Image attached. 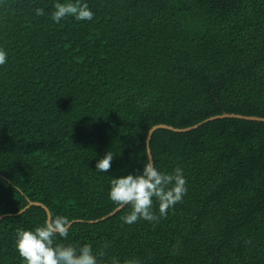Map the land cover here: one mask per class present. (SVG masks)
Here are the masks:
<instances>
[{"label":"trees","instance_id":"obj_1","mask_svg":"<svg viewBox=\"0 0 264 264\" xmlns=\"http://www.w3.org/2000/svg\"><path fill=\"white\" fill-rule=\"evenodd\" d=\"M54 2L0 0V264H23L16 229L47 219L16 215L29 202L69 217L66 242L103 264H264V122L208 120L264 119V0H86L93 20L60 23ZM147 149L187 190L125 224L130 207L108 216L109 181Z\"/></svg>","mask_w":264,"mask_h":264},{"label":"clouds","instance_id":"obj_2","mask_svg":"<svg viewBox=\"0 0 264 264\" xmlns=\"http://www.w3.org/2000/svg\"><path fill=\"white\" fill-rule=\"evenodd\" d=\"M51 19L60 23L66 17L76 21H91L94 12L86 0H55ZM37 16L43 15L42 8H36ZM8 61V53L0 47V66ZM114 155L111 151L98 159L95 171L109 173ZM16 188V186H15ZM186 178L179 167L171 173L155 166L146 159L140 170L112 176L109 181L108 198L120 211L130 207V212L122 217L123 223L134 224L138 220L156 221L167 214L169 208L181 201L186 193ZM158 205L159 217L153 211ZM73 221L64 215H53L31 229L18 227L15 231L14 247L23 264H103V253H96L90 243L73 245L67 243ZM62 238L58 240L57 238ZM109 264H121L113 257ZM123 264H140L138 260H125Z\"/></svg>","mask_w":264,"mask_h":264},{"label":"water","instance_id":"obj_3","mask_svg":"<svg viewBox=\"0 0 264 264\" xmlns=\"http://www.w3.org/2000/svg\"><path fill=\"white\" fill-rule=\"evenodd\" d=\"M215 118H234V119H240V120H246V121H259V122H264V119L262 118H256V117H245V116H240V115H233V114H224L222 116H219V117H214V118H210L208 120H212V119H215ZM208 120H205L204 122L208 121ZM203 122V123H204ZM202 124V123H201ZM201 124H197L193 127H190V128H186V129H174L172 127H169V126H165V125H159V126H156V127H153L150 131H149V134L147 136V141H149L150 139V136L152 134L153 131H155L156 129H167V130H171V131H174V132H187V131H190L192 129H195L197 128L198 126H200ZM147 156H148V159H151L152 160V157H151V154H150V151L149 149H147ZM30 206H38V207H41L45 212H46V215H47V219L50 218V215H49V212L47 210V208L45 206H43L42 204L40 203H34V202H29V204L20 212H18L16 215H19L21 213H23L28 207ZM117 210L113 211L111 214H109L108 216H111L113 215L114 213H116ZM14 215V216H16ZM108 216L102 218V220L106 219ZM97 222V221H95Z\"/></svg>","mask_w":264,"mask_h":264}]
</instances>
